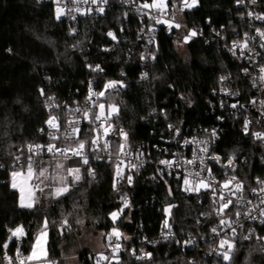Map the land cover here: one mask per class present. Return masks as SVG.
I'll return each instance as SVG.
<instances>
[{
	"label": "trees",
	"instance_id": "obj_1",
	"mask_svg": "<svg viewBox=\"0 0 264 264\" xmlns=\"http://www.w3.org/2000/svg\"><path fill=\"white\" fill-rule=\"evenodd\" d=\"M145 2L152 0H108L103 14L69 22L57 20L56 8L46 0H0V163L4 164L0 168V243L10 235L9 228L22 225L28 233L22 247L27 254L33 235L47 217L49 259L66 264L65 257L76 249L82 230L104 236L114 226L110 213L118 210L121 195L133 196L140 205L134 221L141 220L143 231L149 236L158 230L162 218L159 208L163 205L172 206L171 222L176 230L191 232L199 222H207L200 218L201 213L209 210L207 201L184 196L167 181H140L133 187L118 184L113 179V168L107 165L90 164L95 178L89 177V167L83 166L78 186L50 205L40 198L34 208H21L18 192L10 187V174L27 168V145L49 143L45 123L51 115L49 98L56 103L73 104L83 97L88 84H94L98 92H105L100 101L116 105L119 115L125 116L128 145L144 146L153 157L157 153L153 148L162 147L163 138L168 137L167 126L172 122L188 134L216 125L218 113L211 111L209 103L214 102L212 92L221 77L247 90V80L241 76L244 64L223 48L246 29L243 11L236 0H198L195 8L180 14L184 33L201 31L185 46L183 56L177 51V30L159 26L155 60L145 69L147 78L142 79L136 38L139 13L127 4L140 6ZM167 4L181 7L183 0H167ZM260 4L264 12V0ZM109 31L116 39L107 35ZM112 45L111 52H103L102 48ZM89 65H99L103 71L92 73ZM109 81L119 83L116 88L105 90ZM239 125L237 120L227 121V131L215 153L244 157L248 163L240 167L246 173L243 178L251 180L259 173L257 145L239 132ZM16 155H20L23 168L14 165ZM41 160L44 159H35V164ZM65 219L68 227L61 229ZM123 219L116 225L132 233ZM151 250V262L135 261L123 252L119 254L120 264H190L193 255L162 244ZM89 253V249L79 252L77 264H92L87 258ZM3 255L0 250V259ZM232 264H264V253L255 242H241Z\"/></svg>",
	"mask_w": 264,
	"mask_h": 264
},
{
	"label": "built area",
	"instance_id": "obj_2",
	"mask_svg": "<svg viewBox=\"0 0 264 264\" xmlns=\"http://www.w3.org/2000/svg\"><path fill=\"white\" fill-rule=\"evenodd\" d=\"M46 2L52 4L57 8L56 0H46ZM261 0H257L255 4L251 3V0H243L242 3H237L236 5L243 11L242 18L246 24V29L240 31L236 37L223 46L226 52L230 55L238 58L244 64L243 69L247 68L248 72L245 73L242 69L241 76L243 79L247 80V90L243 89V86L234 84L230 79L221 80L217 89L213 90L212 96L214 102L209 103L211 111L217 112L216 115V125L209 129H199L194 130L191 134L186 131L184 133L181 126L175 124L172 128L167 126L168 137L163 138L162 147H154L155 155L151 157L150 153L146 152L144 146H139L137 148H132L128 145L121 152H117V146L125 143L124 138L119 135V130L123 129L126 132L127 120L124 115L112 116L107 122L101 120H94L95 115L100 114L99 104L105 105L104 115L107 113V102L100 101V97L92 96V103L88 101L89 89L91 88L93 92L98 93V89L92 83L88 84L86 87L83 97L73 104H68L66 102L56 103L52 99L47 102L48 111L51 115H57L60 118V128L55 130L49 128L46 124L47 139L49 143H53L57 148H75L77 147L78 140L86 141V147L84 153L89 155V165L101 164L111 166L113 168V179L116 183H125L128 187H133L136 182L148 181L150 183H155L159 181H167L173 183L176 190L180 194L189 197H198L200 201H207L209 204L208 212L200 214V218L206 220V223H200L197 228L190 231H182L179 228L176 230L171 222L172 215H169L164 211L165 208L171 207V205H163L159 208L161 209V221L158 226V230L155 234L149 236L143 231V224L141 220L137 222L134 221L135 216H138V211L140 210V205L134 202V197L130 195H121L118 198L119 208L123 207V202L121 200L122 196H126L129 207L124 208L123 214L115 222L113 227L119 229L122 233V237L119 241L115 237L112 238L111 244L120 243L122 245L119 254L127 252L129 256L133 257L135 261L142 263L151 262L153 259V249L155 246L169 245L173 248H178L182 253L190 251L193 253L190 258V264H232V261H224L217 252L222 251L219 249V241L225 237L232 239L231 228L227 225H221L220 220L224 219L229 221L232 227L236 229V237L234 242L236 248L241 242H255L261 248V252L264 253V239H258V237H264V224L260 223V219L264 217L259 216V208H254L255 205H259L260 208H264V204H260V197L264 196V193H253L251 189H259L264 186L257 182L264 181V139H257L254 133L260 132L264 133V81L260 80L259 77L264 75L261 73L260 69L264 67L262 65L264 59V38L260 37L256 29L264 31V20L255 19V15H264L263 10H261ZM60 6L64 8L65 15L60 19L65 21L74 20L73 17H91L93 15L103 14L107 9L108 3L103 4L102 0H98L97 3H84L83 0H60ZM134 12L139 13L137 15V21L139 23L138 30L136 32L137 42L139 44V64L143 69V73H147L145 70L149 63L155 60L154 50H155V35L156 30L159 26H164L169 28L167 22H172L178 24L177 17L184 11L182 7H175V5L168 6L166 11L161 14L155 9H140L137 4H127ZM103 7L104 12L100 13L96 11L97 8ZM79 9V11H77ZM91 9V12L88 10ZM56 12V11H55ZM88 13V14H82ZM252 13L253 15H249ZM152 17H155L153 19ZM156 20L165 21V23H157ZM180 24V23H179ZM175 27H172L173 29ZM170 29V28H169ZM176 29V28H175ZM201 31L197 32L196 36H199ZM222 41H226L225 37H222ZM247 41L248 47L241 49L236 47L234 49L235 55L233 54V44L234 42H239L241 45ZM107 52H111L114 46L108 48ZM132 53V52H131ZM154 57V58H153ZM92 73H98L97 71H92ZM235 104L236 107L233 108L232 105ZM79 108L80 111L77 112L75 109ZM88 110V116L85 118L84 112ZM49 117V118H50ZM229 119L237 120L240 122L239 132L248 136L257 145L258 154L256 156L258 175L251 180L244 179V170L241 165L246 166L247 161L244 157H238L231 155L229 157H224L218 153H215L216 145L219 143L221 138L225 135L227 127L225 124ZM70 121H75V125H70ZM92 121V123H89ZM248 122L247 131H245V123ZM103 124V127H99ZM111 125V130L107 137L103 135V128ZM79 127L81 132L78 136H73L71 139L68 138V133L71 132L72 127ZM213 129L216 135H212ZM100 134V148H103V143L105 140L111 142L109 149L100 150L98 152H91L89 147L90 141L96 138L98 132ZM176 130H179V135L176 134ZM50 133H54L58 139L52 140ZM192 141V143L185 144L184 141ZM48 143V144H49ZM95 147V146H92ZM207 148V152L202 151V149ZM142 153V155H141ZM27 155H32L31 153H26ZM99 155L101 159H95L94 156ZM70 159L65 158L64 155L56 152L49 153L46 150L41 151L38 155H34L33 159H62L68 161H78L81 165V157H72L71 152L67 153ZM213 157H219V161L213 159ZM229 159H232V165L228 166ZM161 160L173 161L171 168L166 165L160 164ZM187 160H194L192 164L186 163ZM123 161V163H120ZM20 162L17 166H20ZM119 164L122 169L124 177L131 176L132 183L129 184L127 179H119L116 176V165ZM135 164L137 168H131L130 165ZM89 165H84L88 166ZM95 175L89 176L91 178L96 177ZM211 169V174L207 171ZM199 172L200 175L197 176L196 173ZM191 174V175H190ZM235 176L236 180L232 182L229 188L234 191L235 184L240 182L243 184V191L237 192L235 195L232 194L229 189H224L222 187L223 183L229 178ZM189 179L192 183L191 185H185L184 179ZM204 180L210 183L211 187L208 189L201 188L200 191H185V188H195L198 186L199 181ZM215 189V194L213 193ZM224 194L226 198H230L233 201L232 205H229L223 213L218 214V209L224 203L219 197ZM243 200H240V197ZM251 201V204L248 203ZM118 208V209H119ZM249 209H254L252 215L256 216L257 219H245L244 214L249 211ZM239 210L242 214L239 217V223H236L237 217L235 212ZM118 211V210H117ZM123 219L124 224L128 226V229L133 231H124L121 227L116 225V223ZM165 220L168 221L169 227L164 226ZM112 221V220H111ZM243 224V228L240 227ZM111 227L108 232L104 235L106 248L98 253H89L87 258L92 261V264H96V258L99 253H103L106 256L112 257L113 250L112 246L109 244L107 234L111 232ZM212 228H217L219 234L213 233ZM244 236H250L249 239H243ZM123 237H128L124 239ZM191 241V243H186ZM21 251L23 250V242L19 244ZM235 248V250H236ZM215 249L216 251H213ZM133 250L135 255H133ZM232 252V256L235 252ZM14 254V245L12 244V252ZM25 253V252H24ZM145 253H151V258L145 257L144 259H137V256H144ZM26 254V253H25ZM121 263V256L119 257V264ZM0 264H7V261L0 259ZM101 264H118L116 259H111L110 261H101Z\"/></svg>",
	"mask_w": 264,
	"mask_h": 264
},
{
	"label": "snow or ice",
	"instance_id": "obj_3",
	"mask_svg": "<svg viewBox=\"0 0 264 264\" xmlns=\"http://www.w3.org/2000/svg\"><path fill=\"white\" fill-rule=\"evenodd\" d=\"M57 2V8H56V19L59 20L62 16L65 15V11L64 8L60 6V0H56ZM78 2V0H77ZM84 3H88L89 0H83ZM98 0H91V3L95 4L97 3ZM243 0H237V3H242ZM257 2V0H251L252 4H255ZM103 4H107L108 0H102ZM198 3V0H191V3H189V0H183V8H192L194 6H196V4ZM168 7L167 4V0H152V3H143L142 5H140V9H155L156 11L160 12L161 14H163L166 9ZM183 8L181 9V11L183 10ZM77 11H79V9H77ZM96 11L103 13L104 12V8L103 7H99L96 9ZM88 12H91V9L88 10ZM82 14H88V13H82ZM249 15H253L252 13H249ZM153 19H155V17H152ZM73 19H75V17H73ZM255 19L257 20H264V15H255ZM157 23H165V21L162 20H156ZM169 28L171 29L172 27H176L179 28L181 27L180 24H174L172 22H167ZM74 31V30H73ZM256 31L258 32L259 36L264 38V31H261L260 29H256ZM108 36L112 37V39H116V36L113 32L109 31L107 33ZM197 32L195 30H190V34H186L184 36V42H188L192 37L196 36ZM236 47H240L242 50L247 48V41H245L242 45L239 42H234L233 44V54L235 55V51L234 49ZM261 47H264V44L261 45ZM105 51H108V49H104ZM10 51V50H9ZM154 58V57H153ZM89 67L91 68L92 71H97V72H102L103 69L99 66V65H95V66H91L89 65ZM245 73L248 72L247 68L243 69ZM261 73H264V67H262L260 69ZM142 79H146L147 78V73H144L141 77ZM227 79V77H221V80ZM260 80L264 81V75H261L259 77ZM119 82L117 81H109L104 85V89H112V88H116L117 84ZM124 86V85H121ZM41 94L43 95V90L41 89ZM105 95L104 91H100V92H93L92 89H89V96L87 97L88 101L95 103V101H92V96H96L97 98L99 97H103ZM52 99V98H49ZM99 109H100V114L99 115H95L94 116V120H101L103 119L104 122H107L110 117L112 116H118L119 115V109L116 105H108L109 108V113L108 115H104V110H105V105L104 104H99L98 105ZM233 108L236 107L235 104L232 105ZM75 111L79 112L80 109L77 108L75 109ZM84 116L85 118H87L88 116V110H85L84 112ZM60 118L57 115H52L48 120L45 121V123L47 124V126L49 128L55 129V130H59L60 128ZM70 125H75L76 122L75 121H70L69 122ZM89 123H92V121H89ZM247 126H248V122L245 123V131H247ZM99 127H103V124H101ZM169 128H172V125H169ZM111 130V125H109L108 127H104L103 128V135L105 137L108 136L109 132ZM41 132H44V129H40ZM81 130L79 127H75L73 126L71 129V132L68 133V138L71 139L73 136H78L80 134ZM98 134L96 136V138L92 139L90 141L89 147L91 149V152H98L100 150H107L109 149L111 142L108 140H105L103 143V148H100V134L99 131L97 130ZM176 134L179 135V130H176ZM52 140H56L58 139V137L54 134V133H50L49 134ZM119 135L122 136L124 138L125 143L122 145H118L117 146V152H121L125 149V147L127 146V139H128V133L125 132L123 129L119 130ZM212 135L215 136L216 132L213 129L212 131ZM254 135L256 136L257 139H264V133H254ZM185 144H189L192 143V141H188L185 140L184 141ZM95 146V147H92ZM86 147V141L84 140H78L77 141V147L75 148H57L55 144L53 143H49L47 145H40V144H28L27 145V151L28 153H31L32 155H27L25 156V163L27 165V171L26 174L23 171L20 170H14L11 175L13 178V182H12V187L15 189L18 187V184L16 182V178L17 177H24L26 181L28 180H32L34 177L36 180L40 181V183H36L33 184L29 187L28 189V197L27 199L25 198L24 195V188L21 187L20 188V201H19V206L21 208H28V209H32L34 208L40 201L39 198L35 195L36 191H39L40 193H44V187H41L40 184L43 183L44 179H47L46 173L48 172V169L46 167H39V168H34V164L35 161L33 159L34 155H38L41 151L46 150L49 153H60L62 155L65 156V158L70 159L71 157L67 156L68 152H71L72 157H81L82 158V164L83 165H89V155L84 153V149ZM202 151L207 152V148L202 149ZM142 155V153H141ZM95 159H101L102 157H100L99 155L94 156ZM20 155H16L15 156V160L13 161L14 165L15 164H19L20 163ZM213 159L219 161V157H213ZM194 160H187L186 163L188 164H192L194 163ZM232 159H229L228 161V166L232 165ZM120 163H123V161H120ZM160 164L166 165L167 167L171 168L173 165V161H169V160H161L159 162ZM4 164L0 163V168H3ZM21 168H23V165H20ZM64 165L57 163L56 164V168L60 169L63 168ZM131 168H137L138 166L135 164L130 165ZM207 171L209 172V174H211V169H207ZM67 172L69 175L73 176V184L72 186L74 187L76 183H78L81 179V169L79 167H70L67 169ZM87 174L89 176H94V170L91 169V166L89 165V168L87 169ZM191 175V174H190ZM197 176L200 175L199 172L196 173ZM116 176L119 179H127L128 183L131 184L132 183V177L131 176H127L124 177L122 169L120 168V165L117 164L116 165ZM55 179V178H53ZM236 180V177L233 176L231 178H229L228 180H226L222 187L224 189H229V191L232 192L233 195H235L237 192H242L243 191V184L240 182H237L235 184V190L232 191L229 186L232 184L233 181ZM60 184L59 186H55L52 188V190L48 193V195L53 199V200H59L61 197L65 196L66 194H68L70 192V186L64 182V178L61 177L60 178ZM258 183H260L261 185H264V181H260L259 179L257 180ZM191 181L187 178L184 179V184L185 185H191ZM46 187H51L49 185H46ZM113 187L115 188V184L113 185ZM211 185L208 182H205L204 180H200L199 184L197 187H195L194 189L189 187V188H185V191H200L201 188H205L208 189L210 188ZM171 192V190H169ZM251 191L253 193H264V186L260 187L259 189H251ZM213 193L215 194V189H213ZM220 200H223L224 203L220 206V208L218 209V214L223 213V211L225 209H227L229 207V205L233 204L232 199L230 198H226L224 196V194H221L219 197ZM240 200H243V197L241 196L239 198ZM121 200L123 202V207L119 208L118 211H114L112 213H110V217L113 221V223L115 224V222L120 218V216L123 214L124 212V208L129 207V203L128 200L126 198V196H122ZM249 204H251V201H248ZM260 204H264V196L260 197ZM254 208H259V216L260 217H264V208H260L259 205H255ZM40 209H38L39 211ZM254 209H249V211L247 213L244 214V218L245 219H257L256 216L252 215ZM164 211L166 213H168L169 215H171V207L165 208ZM241 212L239 210H237L235 212V215L237 217V221L236 223H239V217L241 216ZM53 225H55V221L51 222ZM260 223L264 224V219H260ZM220 224L221 225H227L228 227L231 228V232H232V239H229L227 237L221 239L219 241V249H221L222 251L217 252L218 255H220L222 257V259L224 261H232L233 260V256H232V252L235 250L236 248V244L234 242V238L236 237V229L234 227L231 226V224L229 223V221H226L224 219L220 220ZM164 226L167 228L169 227L168 225V221L165 220L164 222ZM61 229L67 228L68 227V223H67V219L64 220V222L61 224ZM240 227L243 228V224H240ZM213 233L215 234H219L217 232V228H212L211 230ZM8 232L10 233V235L7 237V239L3 242L0 243V250H3V259L7 261V264H56L55 261L50 260L49 259V249L51 248V245L49 244L48 241V236H49V220L47 217H45L43 219V221L40 224V227L38 228V230L36 231V233L33 235L31 242H30V247L27 250V254H25L24 252L21 251V248L19 246L20 243L23 242V240L28 236V233L26 232L24 226L19 225L17 227L13 228H9ZM61 234H63L61 232ZM108 240H109V244L110 246H112V250H113V256L109 257L104 255L103 253H99L97 258H96V264H101V261H110L111 259H116L118 264H119V256H118V252L121 250L122 245L120 243H115L114 245L111 244L112 238L115 237L117 241H119L122 237V233L119 231L118 228L113 227L111 232L107 234ZM125 240L128 239V237H123ZM250 236H244L243 239L247 240L249 239ZM258 239H264V237H258ZM186 243H191V241H188ZM9 244H13L14 245V254L13 255H9ZM213 251H216L215 249H213ZM133 255H135V251L133 250ZM145 257L147 258H151V253H145L144 256H137V259H144Z\"/></svg>",
	"mask_w": 264,
	"mask_h": 264
},
{
	"label": "rangeland",
	"instance_id": "obj_4",
	"mask_svg": "<svg viewBox=\"0 0 264 264\" xmlns=\"http://www.w3.org/2000/svg\"><path fill=\"white\" fill-rule=\"evenodd\" d=\"M152 3V2H151ZM189 3H191V0H189ZM181 6V5H180ZM183 8V4L181 6ZM196 6L192 7V8H183V10H190L195 8ZM178 24L180 23L181 27L176 28L177 30V34H175L177 36V39L180 41V44H178L177 47V51L179 53L180 56H183L185 53V46L191 41L192 37L188 42H184V36L186 34H190V31H188V33H184L185 29L183 27V25L180 22V15L177 17ZM107 113H109V108L107 107ZM108 115V114H107ZM60 163L63 164L64 167L57 169L56 168V164ZM46 167L48 169V172L46 173L47 179L43 180V183L40 184L41 187H44V193H40L39 191L35 192V195L39 198H43L45 200V203L47 205H50L51 202L53 201V199L48 195V193L52 190L53 187L55 186H59L60 184V178L63 177L64 178V182L67 183L70 186V189H73L75 187L78 186V183L75 184V186L73 187V176L69 175L67 172V169L70 167H79L81 169V176L83 177V171H82V167L84 165H81L78 161H68V160H62V159H44L41 160L39 162H37L34 165V168H39V167ZM25 174L27 171V168L25 170H22ZM55 178V179H53ZM12 182H13V178L12 175L10 174V187L11 189L15 190L18 192V204L20 201V188L23 187L24 188V195L25 198L27 199L28 197V189L31 185L36 184V183H40V181L36 180L35 177L32 180H28L26 181L25 178L22 177H17L16 178V182L18 184L17 188H13L12 187ZM46 185H49L51 187H46ZM39 204V203H38ZM37 204V205H38ZM82 238L78 239L77 242V247L74 251L71 252L70 255H68L67 257H65L66 260V264H77V256L78 253L81 252L84 249H89V251H91L92 253H98L103 251L106 246H105V239L104 236L101 234H98L92 230H82Z\"/></svg>",
	"mask_w": 264,
	"mask_h": 264
}]
</instances>
